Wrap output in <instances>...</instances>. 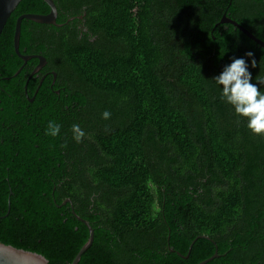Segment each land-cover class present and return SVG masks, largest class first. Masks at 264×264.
Returning a JSON list of instances; mask_svg holds the SVG:
<instances>
[{"label": "trees", "instance_id": "obj_1", "mask_svg": "<svg viewBox=\"0 0 264 264\" xmlns=\"http://www.w3.org/2000/svg\"><path fill=\"white\" fill-rule=\"evenodd\" d=\"M53 1L62 26L22 19L19 52L40 53L56 72L54 87L93 97L100 117L110 112L97 136L105 161L78 185L0 182V242L69 264L88 236L61 205L69 197L93 228L76 264H196L215 249L205 264H264V135L245 126L211 79L244 57L264 91V50L232 26L213 41L214 0ZM233 8L241 17V1ZM48 10L20 0L7 18L0 99L37 87L39 78L27 80L36 60L23 62L12 36L17 16ZM10 155L1 152L0 178Z\"/></svg>", "mask_w": 264, "mask_h": 264}, {"label": "flooded vegetation", "instance_id": "obj_2", "mask_svg": "<svg viewBox=\"0 0 264 264\" xmlns=\"http://www.w3.org/2000/svg\"><path fill=\"white\" fill-rule=\"evenodd\" d=\"M185 1L188 0H183ZM239 1L243 13L238 12L242 13V18L240 16L235 18L232 16L235 14L233 7ZM246 3L252 7L248 9L251 12L248 15L245 14ZM214 5L217 7L214 12L221 11L215 13V21L209 31L213 41L221 40L214 32H218L219 35L229 33L230 26L238 29L234 24L237 23L264 42V0H214ZM82 15H79L81 19ZM82 24L81 20L78 27L85 31L86 28ZM22 54L41 55L31 52ZM29 60H36L27 78V80L30 77L39 78L35 90L32 93L28 91L25 83L23 96L0 99V102L3 101L0 104V156L2 151L11 152L7 160L9 164L4 169L9 172L0 178V182L9 184L57 182L78 185L88 182V179H94L90 169L98 168L99 162L105 161V157L98 149L97 136L100 130H103L102 126L105 123L110 124L111 120L99 116L100 109L95 106L93 97L82 91L81 95L62 93L63 86L54 87L56 72L47 68L46 61L32 73L38 59L29 57L25 63ZM49 78L50 90L46 91L45 95L36 96L40 83ZM49 120L61 125L60 133L55 137L45 135ZM74 123L79 124L85 132L80 142L72 139L71 126Z\"/></svg>", "mask_w": 264, "mask_h": 264}, {"label": "clouds", "instance_id": "obj_3", "mask_svg": "<svg viewBox=\"0 0 264 264\" xmlns=\"http://www.w3.org/2000/svg\"><path fill=\"white\" fill-rule=\"evenodd\" d=\"M245 56L251 57V52ZM249 64L255 66V61H246L244 57H232L230 62L222 67V70L211 79L220 87V99L232 106L234 114L246 120V127L256 135H264V91L260 90L259 82L253 83ZM110 112L104 111L101 117L109 119ZM61 125L49 120L45 129V135L52 137L60 133ZM72 139L76 142L85 136L84 130L79 124L71 126Z\"/></svg>", "mask_w": 264, "mask_h": 264}, {"label": "water", "instance_id": "obj_4", "mask_svg": "<svg viewBox=\"0 0 264 264\" xmlns=\"http://www.w3.org/2000/svg\"><path fill=\"white\" fill-rule=\"evenodd\" d=\"M19 1L20 0H0V32H1L5 22L7 20V18L9 17L10 13L14 10V8L16 7V5L18 4ZM42 1L48 6V8H49L48 12L47 13H31V12H28V13L20 14L15 19L13 36H12L13 50H14L15 54L18 55L23 60V62H25L29 57H35L38 59V63L34 67L32 73H34L42 65H44L46 60H45L44 56L39 55V54L24 55V54L19 52V36H20L21 20L27 19V20H30V21H33L36 23L52 24L54 26H62V24H63V23H56L57 10H56V6L54 4V1L53 0H42ZM70 18H73V17H70ZM70 18H68L67 20H69ZM78 18H81V17L78 16ZM234 24L248 38H250L251 40L256 42L260 47H262L264 49V42L263 41L256 38L249 31H247L244 27L238 25L237 23H234ZM20 68L21 67H19L14 72L13 76L19 72ZM52 74L54 75L55 73L53 72ZM65 203H68V205L71 208L72 214L75 216V218L78 221L82 222L85 225V227L87 228V231H88V236H87L86 241L79 248L76 255L74 256V258L69 263V264H76L79 261L81 254L89 247V245L91 244V242L93 240V228L91 227V225L89 224V222L87 220L83 219L82 217H80L79 215H77L75 213V211L73 210V205H72L71 199L69 197H66L61 202V205L65 204ZM197 237H205V238L209 239L205 235H199V236H196V238ZM194 240H195V238L189 244L188 251H189ZM169 250L171 252L174 251L170 247H169ZM175 253L178 256H182L184 258L187 257V255H182L178 251H175ZM217 256H219V254L217 253V251L215 249V251L210 256L199 261L196 264H205L209 260H211ZM0 264H48V260L43 255H41L37 252L26 250L23 248H18V247H15L13 245H10V244H5V243L0 242Z\"/></svg>", "mask_w": 264, "mask_h": 264}]
</instances>
